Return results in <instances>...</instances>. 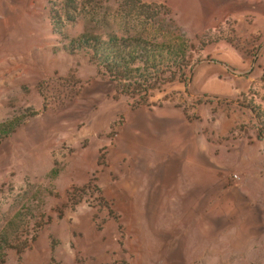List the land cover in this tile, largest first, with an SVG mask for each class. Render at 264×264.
<instances>
[{"label": "rangeland", "instance_id": "obj_1", "mask_svg": "<svg viewBox=\"0 0 264 264\" xmlns=\"http://www.w3.org/2000/svg\"><path fill=\"white\" fill-rule=\"evenodd\" d=\"M60 1L0 0V122L27 115L0 143V205L13 214L36 191L51 216L20 264H264V140L256 138L250 114L235 101L250 86L264 85V11L253 14L255 27L229 23L240 32L241 50L225 41L208 44L187 91L173 83L150 98L182 108L148 111L116 98L114 84L81 52H53L59 43L49 8ZM76 1L78 9L64 19L73 36L89 30L163 42L180 37L194 45L213 30L196 33L193 22L227 9L224 0ZM258 3L264 0L244 7ZM226 21L220 15L213 23L225 27ZM185 112L193 116L190 140L198 148L208 142L211 153L199 156L193 185L188 176L194 156L170 143L184 137L177 122ZM158 119L171 128L143 140V124ZM162 161L168 165L159 171L145 165ZM93 177L109 206L88 197L75 210L62 208L67 191ZM224 193L237 210L235 222L211 241L194 244L193 232L199 233L190 227L192 215L183 213L204 195L196 203L199 218ZM252 206L260 223L243 221ZM7 264H18L11 251Z\"/></svg>", "mask_w": 264, "mask_h": 264}, {"label": "trees", "instance_id": "obj_2", "mask_svg": "<svg viewBox=\"0 0 264 264\" xmlns=\"http://www.w3.org/2000/svg\"><path fill=\"white\" fill-rule=\"evenodd\" d=\"M76 3V0H61L55 7L49 8L52 30L58 35L59 43L52 47L53 52H63L67 55L81 52L88 62L95 66L102 79L114 84L115 97H124L130 108L161 105L151 103L150 98L166 85L181 83L187 91L192 70L202 61L200 51L208 44L225 41L241 50L240 39L236 37L232 24L229 25L231 21H226L225 27L220 26L213 30L211 35H199L196 45L180 37L177 42H163L130 34H101L89 30L73 36L64 30V19H71L67 14L78 9ZM255 38L258 39L259 35L253 39ZM243 52H246L245 48ZM40 93L44 97L43 92ZM235 101L250 114L256 138L263 141L264 85L260 88L250 86L247 91L241 93L240 100ZM184 115L191 121L193 116L186 112ZM26 116L17 115L0 122V143L23 123ZM102 151L103 149L98 150L99 159L104 158ZM96 182L97 178L93 177L83 185L72 186L67 191L62 208L75 210L81 203H89L88 197L93 198L102 208L108 207L102 187ZM31 195L20 203L13 214H9L7 209L3 210L0 205V264H7L10 251L20 264L24 251L32 246L39 232L51 220L42 196L36 191ZM61 212L58 209L59 217ZM109 214L117 219L116 213L110 211Z\"/></svg>", "mask_w": 264, "mask_h": 264}, {"label": "crops", "instance_id": "obj_3", "mask_svg": "<svg viewBox=\"0 0 264 264\" xmlns=\"http://www.w3.org/2000/svg\"><path fill=\"white\" fill-rule=\"evenodd\" d=\"M254 1L256 2V0H224V5L227 9L223 8L221 14H218V12H217V13H209V14L205 15V17L200 19L199 21L193 22V26H191V28L196 29L197 30V31H195L196 33H198V32L200 33V32H203L205 30H214L217 28L218 25L216 26L215 23H213V20L220 18V15H221V20H223V21L230 20L233 23L235 22V25L237 24V22H241L243 27H244V25L246 26V23L247 24L250 23L249 28L252 27V24H254L253 26L255 27L256 20H254L255 15H253V14L259 15L261 11H264V4H263V6H262V4L260 5L259 3L257 5H254V7L258 8V9H255L251 5L249 7H244L246 5V3H248V2L253 3ZM224 10H226V11L224 12ZM240 19H241V21H240ZM219 24H221V23H219ZM257 30L258 29L254 30V31L257 32ZM253 32L252 31L248 32V35H250V33L252 34ZM236 36L240 37V32H238V34H236ZM241 38H243V37H241ZM171 105L173 107H178V106H175L174 104L166 102V103H163L161 105L140 106V107L131 108V109H140L141 108L143 110H148V111H155V110L157 111L158 109H160L164 106L170 107ZM178 108H180V107H178ZM189 122L190 121H188L186 119L184 114H183V116H181L178 119L177 125L179 126V129H181V134L184 133V137H182L180 139L172 140V141H170V143L174 147L182 146L183 151L188 152V156H190V157L194 156L193 159L195 161V166L194 167L189 166L190 170L192 171V175L190 174L188 176V179H193V181H192V185H193L194 181H195L194 184H196V180L198 178L196 176L195 169H196V164L199 163L198 162L199 156L201 154H203L204 151L209 153V154H211V153L209 151L210 149L208 148V146L205 145V144H208V142L207 143L204 142L198 148L195 141L190 140V131H189L190 123ZM171 126H172V124L165 119H158V121L154 124H151V123L145 124L144 123L142 130H141L143 133L141 138L144 140L146 136L147 137L151 136L153 132H157V134H158L161 131H164L166 129H170ZM126 144L127 143L124 142V145H126ZM110 145L112 147L113 143L110 142L109 146ZM204 146H205V148H204ZM126 149L131 150L130 147H127ZM192 152H195V154H192ZM200 157H203V156H200ZM164 160L165 159L163 158V161ZM163 161L159 162L158 165H157V162H156V165H155V163H152V162H148L145 165L147 166V168H151L154 166V169L159 171L164 166L168 165V163H163ZM148 165H150V167H148ZM182 169H183V167H182ZM113 180H115V179H113ZM240 195L242 197L241 191H240ZM203 196L198 197L197 200L193 201L189 205V208L187 209V211L185 213H183L186 216L188 214V217H189V215H192L193 221H191L190 227L196 228L198 233H199V234H197L196 230H194V232H193L194 236L192 237V241L194 244H196L195 242H197V244L198 243L202 244V242L207 243V241L208 242L211 241L214 234H221L220 230H222L225 227L228 228L230 226L231 222L232 223L235 222L234 216L237 214L236 213L237 210L233 207V202H230L228 199V196L224 193V194H221L220 198L218 200H216L214 203L210 202L208 204V206L203 209L200 217L196 218V216H195L196 206H197L196 203ZM249 212H250L249 217L245 215L243 218V221H247V220L249 221V219H250L252 221L254 220V221L260 223V211H259V209H255L252 206L249 209ZM183 214H181V215L184 216ZM179 216L180 215H178V217ZM237 218H238V216H236V219ZM224 231H225V229H223V232ZM207 239H209V240H207Z\"/></svg>", "mask_w": 264, "mask_h": 264}, {"label": "built area", "instance_id": "obj_4", "mask_svg": "<svg viewBox=\"0 0 264 264\" xmlns=\"http://www.w3.org/2000/svg\"><path fill=\"white\" fill-rule=\"evenodd\" d=\"M233 178L235 179V178H237V176L234 174V175H233Z\"/></svg>", "mask_w": 264, "mask_h": 264}]
</instances>
